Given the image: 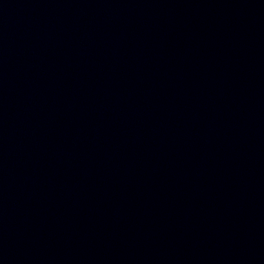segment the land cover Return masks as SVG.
<instances>
[{
	"label": "water",
	"instance_id": "95a60500",
	"mask_svg": "<svg viewBox=\"0 0 264 264\" xmlns=\"http://www.w3.org/2000/svg\"><path fill=\"white\" fill-rule=\"evenodd\" d=\"M0 264H264V0H0Z\"/></svg>",
	"mask_w": 264,
	"mask_h": 264
}]
</instances>
